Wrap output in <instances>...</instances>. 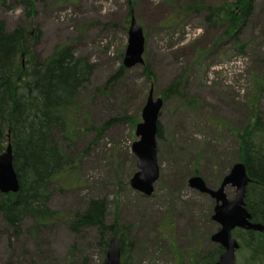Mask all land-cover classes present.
<instances>
[{
	"label": "rangeland",
	"instance_id": "obj_1",
	"mask_svg": "<svg viewBox=\"0 0 264 264\" xmlns=\"http://www.w3.org/2000/svg\"><path fill=\"white\" fill-rule=\"evenodd\" d=\"M131 1L34 0L35 11L29 16L22 2L11 0L10 8H0V19L8 30L21 26L29 30V37L39 34L31 45L39 60L69 44L76 56L94 64L82 93L95 124L139 117L136 123L114 120L102 135L82 125L75 141L65 144L70 157H81L78 180L64 188L55 183L49 207L71 213L85 210L91 200H104L107 223L125 233L126 264H179L174 250L184 262L192 245L201 248V255L212 251L216 244L211 236L219 229L211 218L215 200L190 188L189 177L198 174L209 187L218 188L222 171L227 172L238 150L233 131L244 126L250 109L258 110L264 120V0H255L239 43L222 38L226 27L207 22L205 10H185L194 2L213 5L219 0ZM129 10L144 29V62L127 68L122 78L98 92L123 64ZM180 19L182 23L172 27ZM178 78L179 93L164 99L160 113V177L154 192L146 196L130 184L138 171L132 151L138 140L136 126L149 91L163 98L160 93ZM226 193L233 197L235 189L229 186ZM70 225L35 228L34 219L27 218L21 233L13 234L0 215V264L105 262L106 241L101 243L99 228L75 233ZM241 261L237 253V264Z\"/></svg>",
	"mask_w": 264,
	"mask_h": 264
},
{
	"label": "trees",
	"instance_id": "obj_2",
	"mask_svg": "<svg viewBox=\"0 0 264 264\" xmlns=\"http://www.w3.org/2000/svg\"><path fill=\"white\" fill-rule=\"evenodd\" d=\"M219 1L213 5L194 2L185 10H205L207 22L212 26L222 24L226 27L222 38L239 43L254 12L255 0ZM10 2L0 0V8H10ZM17 2L25 5L29 16L35 11L34 0ZM134 3L135 0H132L131 5ZM128 15H132L130 10ZM182 19L174 22L172 27L177 28ZM29 36L27 28L18 26L8 30L5 22L0 19V154L6 150L8 143L12 145L14 167L20 182L19 191L0 192V215L13 234L21 233V224L27 218L34 219L35 228L70 222V229L79 233L84 227H98L101 243L106 241L104 243L107 248L111 236L119 230L118 225L116 228L115 224L107 223L106 202L94 199L82 211H54L49 207L52 187L60 183L64 188L78 180L81 157H70L65 144L75 141L82 125L87 130L96 129L102 135L114 120L129 119L136 123L139 117H120L101 126L95 124L88 111V99L82 93L91 81L94 64L85 57L76 56L69 44L57 46L51 56L39 60L31 48L32 44L38 42L39 34ZM23 57L26 58L24 65L21 63ZM144 67L151 82L148 64ZM126 69L122 64L117 73L96 91L107 90L106 86L122 78ZM180 84L181 79L178 78L161 92L163 99L177 95ZM258 86L260 92L261 85ZM233 133L237 137L238 150L232 162L245 163L251 178L246 192V206L254 221L264 225V120L259 111L250 109L244 126ZM157 137L162 138L160 122ZM230 164L227 172L222 171L217 187L230 171ZM118 234L122 262L126 264L125 233L121 229ZM233 234L240 241L237 253L241 256V264H264V230L236 228ZM200 250L199 246L192 245L187 262L183 261L177 249L174 251L178 255L179 264H204L216 261L223 247L216 244L212 251L202 255Z\"/></svg>",
	"mask_w": 264,
	"mask_h": 264
},
{
	"label": "water",
	"instance_id": "obj_3",
	"mask_svg": "<svg viewBox=\"0 0 264 264\" xmlns=\"http://www.w3.org/2000/svg\"><path fill=\"white\" fill-rule=\"evenodd\" d=\"M128 44L123 57V65L131 68L144 62L146 36L143 26L134 14L131 15L128 33ZM153 89L149 91L143 107L140 121L136 126L138 140L132 144V151L137 158L138 171L130 181L131 186L146 196L154 192L155 183L160 177V165L157 152V132L160 113L164 104L162 97H156ZM251 178L245 163L236 162L226 174L218 188H211L204 178L198 174L188 179V185L201 193L215 199L212 219L219 224V229L212 234L211 240L223 247L222 253L214 262L204 264H237L236 251L240 248L238 239L233 235L235 228L263 231L264 225L251 220V213L246 206V192ZM233 187L235 193L229 197L227 187ZM20 182L14 167L12 145L8 143L6 150L0 154V192H17ZM121 241L114 234L108 245L104 264H123L121 261Z\"/></svg>",
	"mask_w": 264,
	"mask_h": 264
},
{
	"label": "flooded vegetation",
	"instance_id": "obj_4",
	"mask_svg": "<svg viewBox=\"0 0 264 264\" xmlns=\"http://www.w3.org/2000/svg\"><path fill=\"white\" fill-rule=\"evenodd\" d=\"M251 216H252V214H251ZM251 220H252L253 222H257V221H254L253 217H251Z\"/></svg>",
	"mask_w": 264,
	"mask_h": 264
}]
</instances>
